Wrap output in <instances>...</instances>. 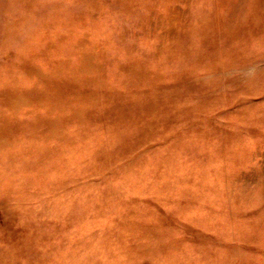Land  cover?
<instances>
[{"label": "rangeland", "instance_id": "obj_1", "mask_svg": "<svg viewBox=\"0 0 264 264\" xmlns=\"http://www.w3.org/2000/svg\"><path fill=\"white\" fill-rule=\"evenodd\" d=\"M0 264H264V0H0Z\"/></svg>", "mask_w": 264, "mask_h": 264}, {"label": "clouds", "instance_id": "obj_2", "mask_svg": "<svg viewBox=\"0 0 264 264\" xmlns=\"http://www.w3.org/2000/svg\"><path fill=\"white\" fill-rule=\"evenodd\" d=\"M254 71V70H253Z\"/></svg>", "mask_w": 264, "mask_h": 264}]
</instances>
